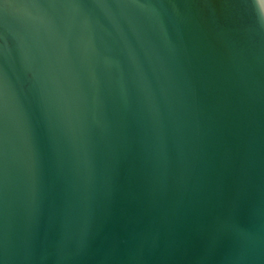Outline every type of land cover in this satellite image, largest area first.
I'll return each mask as SVG.
<instances>
[{
  "label": "water",
  "instance_id": "1",
  "mask_svg": "<svg viewBox=\"0 0 264 264\" xmlns=\"http://www.w3.org/2000/svg\"><path fill=\"white\" fill-rule=\"evenodd\" d=\"M0 264H264V0H0Z\"/></svg>",
  "mask_w": 264,
  "mask_h": 264
}]
</instances>
